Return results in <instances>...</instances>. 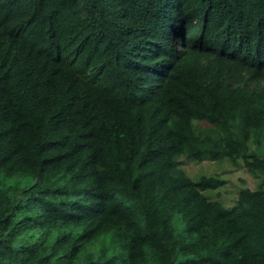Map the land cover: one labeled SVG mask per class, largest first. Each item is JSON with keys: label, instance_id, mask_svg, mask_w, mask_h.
<instances>
[{"label": "trees", "instance_id": "obj_1", "mask_svg": "<svg viewBox=\"0 0 264 264\" xmlns=\"http://www.w3.org/2000/svg\"><path fill=\"white\" fill-rule=\"evenodd\" d=\"M108 232L85 264H264V0H0V264Z\"/></svg>", "mask_w": 264, "mask_h": 264}, {"label": "rangeland", "instance_id": "obj_2", "mask_svg": "<svg viewBox=\"0 0 264 264\" xmlns=\"http://www.w3.org/2000/svg\"><path fill=\"white\" fill-rule=\"evenodd\" d=\"M181 169L189 178L197 180L199 177H212L221 181L223 184L214 192L206 193V197L211 202H217L227 208L234 206L240 190L249 189L255 191L258 182L247 171L234 168L227 161L193 163L181 159L179 162Z\"/></svg>", "mask_w": 264, "mask_h": 264}, {"label": "clouds", "instance_id": "obj_3", "mask_svg": "<svg viewBox=\"0 0 264 264\" xmlns=\"http://www.w3.org/2000/svg\"><path fill=\"white\" fill-rule=\"evenodd\" d=\"M76 231L78 232L79 229H77ZM55 235L56 234L53 233V236ZM111 235L112 233L108 232L104 235H101L96 240H93L90 243L85 244L83 248L79 250L73 264H85L86 258L92 261L97 260V253L99 251L101 244L108 247L107 255L102 257L103 259H108L109 257L114 256L115 253L118 251V249H113L111 246H109V240H110ZM65 251H67V249H65ZM62 254L63 253L61 252H57L56 256H61ZM56 256L53 257V260L56 259Z\"/></svg>", "mask_w": 264, "mask_h": 264}]
</instances>
